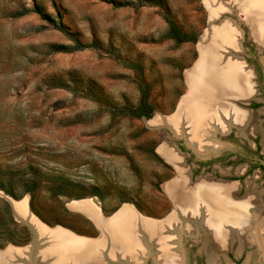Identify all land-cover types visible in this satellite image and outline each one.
<instances>
[{
  "label": "rangeland",
  "instance_id": "374dc122",
  "mask_svg": "<svg viewBox=\"0 0 264 264\" xmlns=\"http://www.w3.org/2000/svg\"><path fill=\"white\" fill-rule=\"evenodd\" d=\"M232 1L0 0V256L37 241L13 202L27 203L47 230L100 241L95 220L71 206L86 200L97 202L103 219L123 206L139 212L144 231L130 223L120 238L109 237L114 244L149 245L153 256L144 264L162 262L159 248L169 234L168 243L183 250V264H264L256 232L264 221V168L258 164L264 155V88L255 70L257 64L264 69V45L241 7L212 18L213 3ZM225 20L242 31L236 53L252 73L254 95L236 102L248 112L245 125L217 132L214 140L222 146L204 154L168 117L189 93L188 73L202 37ZM171 23L194 38L178 42ZM76 41L99 47H57ZM144 86L150 104L145 114L121 111L140 104ZM255 99L263 101L250 106ZM166 147L182 156L190 185L203 178L226 182L237 185V200L250 197L258 210L250 228L233 239L223 237L208 254L205 230L194 228L200 224L192 215L187 220L179 214L168 191L180 172L164 154ZM171 214L175 220L162 222L158 235L150 236L146 219L163 221ZM188 224L192 232H186ZM44 239L38 244H48Z\"/></svg>",
  "mask_w": 264,
  "mask_h": 264
},
{
  "label": "bare ground",
  "instance_id": "6f19581e",
  "mask_svg": "<svg viewBox=\"0 0 264 264\" xmlns=\"http://www.w3.org/2000/svg\"><path fill=\"white\" fill-rule=\"evenodd\" d=\"M211 6L213 19L236 7L244 9L255 39L264 45V0H233L230 5L213 3ZM241 35L242 31L236 23L228 20L213 23L207 29L199 46V58L188 73L189 93L184 97L177 113L168 117V123L176 132L185 136L189 144L204 154L215 152L222 146L214 140L217 132L227 131L231 126L242 127L248 120V112L236 105L237 101H247L254 95L252 73L244 59L236 53L242 49ZM163 152L180 172V176L168 186L170 196L179 209V214H184L187 220L192 215L200 224L195 223L194 228L202 227L205 230L209 248L212 247L215 251L223 237L233 239L235 235H240L242 231L250 228L254 221L252 219L257 215V206L251 203L250 197V200H237L233 197L237 185L226 182L213 183L204 178L190 185L180 153L169 147ZM12 204L16 214L32 226L37 241L32 247L28 245V249L11 248L0 256V264H144L148 256H153L151 247L144 245L141 240L139 244H128V240L122 244H114L109 237L111 234L119 237L120 234L126 233L127 224L130 223L137 222L140 224L139 230H143L140 223L143 217L138 216L136 213L139 212L131 209L132 207L123 206L121 211L103 219L99 215L96 201L72 203V207L86 212L103 230L102 239L91 242L89 239H78L80 237L71 235L68 231L47 230L31 215L27 203ZM173 220L175 217L172 214L163 221L164 224L158 220L146 219L145 228L152 233L150 236H154L159 228L162 230L167 226L166 221L171 224ZM252 227L254 228V224ZM186 232H192L189 224ZM256 232L259 236L258 242L263 239L260 241L262 244H259L264 247V221ZM180 235V238H177L179 240ZM45 237L48 244H38L39 239L43 242ZM171 238L169 234L165 238L166 242L160 244L161 260L163 264H183V250L177 247L174 249L173 244L168 243ZM208 247L209 254L212 249L208 250Z\"/></svg>",
  "mask_w": 264,
  "mask_h": 264
},
{
  "label": "trees",
  "instance_id": "16d2710c",
  "mask_svg": "<svg viewBox=\"0 0 264 264\" xmlns=\"http://www.w3.org/2000/svg\"><path fill=\"white\" fill-rule=\"evenodd\" d=\"M139 5H146L148 3H154V1H159V0H138ZM58 28L65 33L70 34L68 28L64 24H59ZM170 34L178 41V42H184V41H191L194 36L189 33L182 32L175 24L171 23L170 27ZM71 35V34H70ZM58 49H63L67 51H72V50H82L85 48H90V47H99L95 43H81L80 41H76L72 47H68L65 45H58ZM148 98H149V91L147 87L142 88V97L140 104L137 107H129L125 106L121 111H125L131 116H137L138 114H145V112L150 108V104L148 103Z\"/></svg>",
  "mask_w": 264,
  "mask_h": 264
},
{
  "label": "flooded vegetation",
  "instance_id": "af4514ba",
  "mask_svg": "<svg viewBox=\"0 0 264 264\" xmlns=\"http://www.w3.org/2000/svg\"><path fill=\"white\" fill-rule=\"evenodd\" d=\"M247 62H248V60H247ZM255 70L258 73V76H259L258 78H260L261 84L264 88V69H263L262 65L257 64ZM255 95H256V93H255ZM248 101H250V100H248ZM260 101L262 102L263 100H257V99L252 100L250 103V106H254L255 104L259 103ZM247 110L250 111L249 108H247ZM262 161H264V155L263 154H261V156L259 157V161H258L259 163L258 164L260 167L264 168V164L262 163Z\"/></svg>",
  "mask_w": 264,
  "mask_h": 264
},
{
  "label": "water",
  "instance_id": "95a60500",
  "mask_svg": "<svg viewBox=\"0 0 264 264\" xmlns=\"http://www.w3.org/2000/svg\"><path fill=\"white\" fill-rule=\"evenodd\" d=\"M247 102H248V101H247ZM262 163L264 164V161H262ZM13 208H14V207H13ZM15 213H16V212H15ZM166 219H167V217H166L163 221H165ZM158 221H159V222H163V221H161V220H158ZM101 231H102V235H101V236L103 237V230L101 229ZM101 236H100V237H101ZM33 242H34V241H33ZM33 242H32V243H33Z\"/></svg>",
  "mask_w": 264,
  "mask_h": 264
},
{
  "label": "crops",
  "instance_id": "0c3cea01",
  "mask_svg": "<svg viewBox=\"0 0 264 264\" xmlns=\"http://www.w3.org/2000/svg\"><path fill=\"white\" fill-rule=\"evenodd\" d=\"M72 203H73V202H72ZM72 203H71V204H72ZM74 203H76V202H74ZM73 208H74V207H73ZM74 209H77V208H74ZM77 210H79V211L82 212L83 214L89 216L86 212H84V211H82V210H80V209H77Z\"/></svg>",
  "mask_w": 264,
  "mask_h": 264
}]
</instances>
